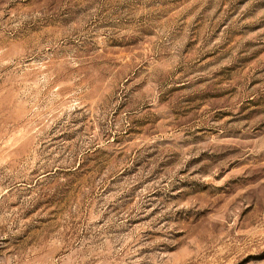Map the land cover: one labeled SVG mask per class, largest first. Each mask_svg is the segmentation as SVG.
Returning a JSON list of instances; mask_svg holds the SVG:
<instances>
[{
	"label": "rangeland",
	"instance_id": "rangeland-1",
	"mask_svg": "<svg viewBox=\"0 0 264 264\" xmlns=\"http://www.w3.org/2000/svg\"><path fill=\"white\" fill-rule=\"evenodd\" d=\"M0 264H264V0H0Z\"/></svg>",
	"mask_w": 264,
	"mask_h": 264
}]
</instances>
